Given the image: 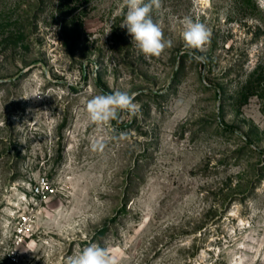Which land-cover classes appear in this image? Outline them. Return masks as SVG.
<instances>
[{"label":"rangeland","instance_id":"obj_1","mask_svg":"<svg viewBox=\"0 0 264 264\" xmlns=\"http://www.w3.org/2000/svg\"><path fill=\"white\" fill-rule=\"evenodd\" d=\"M122 2L0 0V264L92 243L119 264H264V10L162 0L174 46L146 59ZM185 16L211 30L204 63ZM99 84L135 94L138 116L92 125Z\"/></svg>","mask_w":264,"mask_h":264},{"label":"clouds","instance_id":"obj_2","mask_svg":"<svg viewBox=\"0 0 264 264\" xmlns=\"http://www.w3.org/2000/svg\"><path fill=\"white\" fill-rule=\"evenodd\" d=\"M258 5L264 10V0H258ZM162 6V0H123L121 5L126 8V12L123 13L124 19L120 27L127 29L132 44L146 59L159 58L174 46L173 40L165 37L160 23L153 18V13H158ZM180 22L183 25L181 37L188 55L195 62H206V57L197 53L206 50L211 30L205 23L190 16H185ZM86 112L92 125L103 127L112 121H118L125 114L131 118L137 117L140 105L135 102V94L115 90L93 95L87 101ZM91 147L94 151L102 150L104 144L93 141ZM64 264H119V261L107 247L92 243L79 252L66 256Z\"/></svg>","mask_w":264,"mask_h":264},{"label":"trees","instance_id":"obj_3","mask_svg":"<svg viewBox=\"0 0 264 264\" xmlns=\"http://www.w3.org/2000/svg\"><path fill=\"white\" fill-rule=\"evenodd\" d=\"M100 88L105 91L106 93H110L109 88L106 86V84H99ZM264 88V85H263Z\"/></svg>","mask_w":264,"mask_h":264},{"label":"built area","instance_id":"obj_4","mask_svg":"<svg viewBox=\"0 0 264 264\" xmlns=\"http://www.w3.org/2000/svg\"><path fill=\"white\" fill-rule=\"evenodd\" d=\"M29 219H30V216L28 215V214H24L23 216H22V222H27V221H29ZM22 231V230H21ZM19 235V234H18Z\"/></svg>","mask_w":264,"mask_h":264}]
</instances>
